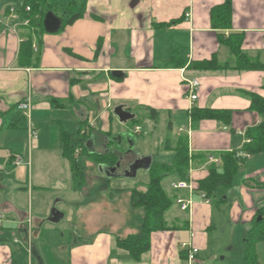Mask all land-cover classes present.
<instances>
[{
    "label": "crops",
    "instance_id": "obj_1",
    "mask_svg": "<svg viewBox=\"0 0 264 264\" xmlns=\"http://www.w3.org/2000/svg\"><path fill=\"white\" fill-rule=\"evenodd\" d=\"M224 2L90 0L83 18L50 34L26 25L22 13L10 11L21 8L24 0H0V214L4 217L0 264H189L183 244L199 250L193 264H212L211 258L202 259L201 254L210 249V232L217 228L214 205L219 209L228 204L233 236L226 248L229 253L235 251L242 264L251 222L264 206V185H258L264 184V153L250 157L241 167L236 175L241 179L238 187L219 190L210 203L201 199L199 184L209 176L211 166L222 165L221 154L241 151L249 141L247 129L262 122L250 109L247 94L264 97V71L233 69L236 58L220 35L244 34L243 52L252 61H264V0H232V29L214 30L211 10ZM28 39L31 51L24 55L21 47ZM213 57L229 69L194 67L195 62ZM192 80L199 82L194 102L189 98ZM26 100L31 102L30 123L38 131L34 129L37 138L32 146L28 121L18 108ZM119 106L138 114L140 123L123 124L115 113ZM195 108L230 110L232 122L228 126L216 120L195 121ZM152 110L158 113V121L154 120L158 128L161 120L168 121L171 132L178 126L180 134L170 133L172 139L188 135L190 155H215L220 161L213 163L208 157L202 162L198 157L190 163L189 179L196 189L189 211H182L175 201L189 199V192L174 190L177 180L167 177L168 188L165 184L164 188L174 200L166 215L168 229L154 232L150 250L135 261L117 247L119 239L139 232L143 218L141 214L133 219L131 195L124 213L112 204L123 195L122 180L111 190L113 178L99 170L104 186L98 189L112 205L91 206L94 199L86 186L93 181L91 174H74L64 145L67 141L74 146L80 130L91 127L93 138L86 148L89 153H101V136L108 135L114 121L121 126L112 137L131 130L139 138L143 117L153 119ZM74 116L78 120L69 132L66 128ZM53 146H59L58 153ZM161 148L162 144L155 150L172 153ZM152 152L142 154L149 157ZM15 156L23 158L18 167L12 164ZM66 166L69 174H63ZM92 224L100 229L90 231ZM261 245H257L259 263ZM212 257L218 259V255Z\"/></svg>",
    "mask_w": 264,
    "mask_h": 264
},
{
    "label": "trees",
    "instance_id": "obj_2",
    "mask_svg": "<svg viewBox=\"0 0 264 264\" xmlns=\"http://www.w3.org/2000/svg\"><path fill=\"white\" fill-rule=\"evenodd\" d=\"M78 6L76 0H71L66 7L62 5L61 0H24V4L19 9V14L31 19V26L38 27L42 32H46L44 27L45 16L48 12H53L63 22L62 27L72 25L85 15V8ZM31 9L30 13L25 12V8ZM233 4L232 0H225L219 6L211 10V22L214 30L228 31L233 26ZM221 42L226 45L232 55L236 58L237 64L233 68L240 71L262 70L264 71V61H252L245 52H243L244 34L232 33L229 36L220 35ZM22 54H28L31 51V40L22 44ZM194 67L203 71H217L229 69V66H222L215 57L210 60L195 62ZM251 101L250 109L257 112L262 117V122L246 131V137L249 139L241 149L246 156L239 157L237 151L221 154L222 165L211 166L209 176L200 182L199 190L204 192L211 199L222 189H230L233 186L234 178L247 160L255 155L264 153V97L259 94H247ZM153 111V120L158 121V113ZM232 111L218 109H198L192 111L193 120H216L230 125L232 122ZM132 126L139 124L138 119L130 121ZM170 127V124H169ZM171 129V128H170ZM171 130L168 129V133ZM111 136V134H108ZM80 141L74 146L66 141L64 145V156L69 160L72 171L76 176H80L83 171L80 170L78 158L75 157V150L82 146L87 155L98 159L97 164H105L112 168L117 163V155L114 153L106 154L104 157L98 156V153H89L86 148V138L89 135H80ZM164 151H170L174 154L173 161L168 163L153 162L148 171V185L146 191L133 190L131 192L130 203L134 209L143 211L142 223L139 232L125 239L117 241V247L129 253L135 260L139 261L141 257L150 250L151 235L154 232L168 229L166 215L174 204L172 196L164 188V179L172 177L177 181L189 180L190 163L197 161L201 157L202 162H207L209 155L193 156L190 155L188 135H180L176 140L167 134L164 142ZM260 187L264 184L259 183ZM176 201V200H175ZM264 241V206L259 208L251 222L250 230L245 239L244 257L242 264H260L257 252V245Z\"/></svg>",
    "mask_w": 264,
    "mask_h": 264
},
{
    "label": "rangeland",
    "instance_id": "obj_3",
    "mask_svg": "<svg viewBox=\"0 0 264 264\" xmlns=\"http://www.w3.org/2000/svg\"><path fill=\"white\" fill-rule=\"evenodd\" d=\"M62 1V5L64 7L67 6V4L71 1V0H61ZM77 3L80 4V6H82V1L84 4V8L85 7H89L90 4H88V2L90 0H76ZM98 4V2H94V4H92L96 9H98V6L96 5ZM87 11V10H85ZM135 118L140 116L138 114H135ZM146 115L150 116L149 114L146 113ZM144 118V122L142 121L141 124V129H142V135L141 137H137L136 140V144L134 147V151L139 154L141 157H145L143 156V154H148L147 151H152L154 150V153L152 152L151 154H149L154 162H164V163H168L170 164L173 161V157L174 154L173 153H163V152H157L155 149L160 148L161 144L164 148V142L166 139V136L168 134V121L166 120L165 122H163L161 120L160 124V128H158L155 124H154V120L148 117H143ZM78 118L76 116L72 117V122H71V126H68L66 128V130L68 129L69 132L74 130V124L77 122ZM165 120V119H163ZM28 121V120H26ZM81 123V121L79 122V124ZM79 124L77 126H79ZM128 126H132L131 122L127 123ZM126 124V125H127ZM81 126V125H80ZM121 125L119 123H116L115 121L112 123V130L109 129L108 134L114 135L116 133V130L118 131L119 127ZM134 126H136V124H134ZM153 126V131L151 132ZM33 127L35 128V126L33 125ZM87 127V126H86ZM118 127V128H117ZM117 128V129H116ZM36 129V128H35ZM121 129H125L124 126H122ZM57 130V129H56ZM37 131V129H36ZM92 132L94 130H91ZM126 132V131H125ZM129 132V131H127ZM38 133V131H37ZM100 132H97V134H99ZM171 133V136H176L179 135L180 133H178V126L175 125V128ZM77 135L78 134V130H77ZM54 139V137H53ZM126 143V142H125ZM127 143L124 144L122 146L123 149L127 148ZM32 146V145H31ZM147 146V147H146ZM33 147H31L32 149ZM53 152L58 153L59 151V146L55 147L53 146ZM114 148V146H112V149ZM163 148H161V151H164ZM80 155H79V159H78V163L80 165V170L83 172L88 174H91V178L93 179V181L91 182H87L86 180H84V183H86V186H88L90 188V193L91 196H93V201L90 203L91 206H94L95 208L99 207V204L104 203L105 206H108L109 204H111V201L108 198L104 196L103 192L99 191L98 187L100 186L103 187L104 185L102 184V177L101 175H99V170L100 167L97 164V160L96 158H91L87 155L86 151L84 150V148L82 146H80ZM100 150V149H99ZM156 151V152H155ZM143 153V154H142ZM84 158L83 162L80 161V158ZM128 159H132L130 157H128ZM71 171L69 170V167H65L63 168V174H69ZM101 179V181L97 180L99 178ZM97 178V179H95ZM122 178V179H120ZM108 180V179H106ZM121 181V187H123V195H121L120 197H118L116 200H113L112 204H116L120 206V209L122 210V212L124 213V209H126L127 203L129 201L130 195H131V191L135 188L139 191H146L147 189V185H148V181H149V177H148V172L146 170H139L137 173L136 177H132V178H127V177H117L116 179H110V189L114 190L116 187L120 186V181ZM240 177L236 176V178L234 179V183H233V187H238L240 184L239 182ZM169 180L167 179V177L164 179V184H165V188H168L167 183ZM55 182H59V180H55ZM77 179H75V184L77 186ZM247 183V181L245 182ZM97 187V188H96ZM111 204V205H112ZM128 207V206H127ZM214 208H216V219H217V228L216 230H212L210 232V249L208 251H204L201 254V258L202 259H209L211 258V262L212 264H238L239 262V256L236 255L235 251L234 252H230L227 251V246L229 245L230 241L232 240V236H233V222L230 220L229 217V204L226 207H222L217 209V206L214 205ZM134 212H136L133 216L135 218H137L139 216V218H141V214L143 215V211L139 210V209H133ZM29 217V216H28ZM102 224V223H100ZM95 225V226H94ZM100 229L99 224H92L90 231L96 230L97 228ZM77 229V228H76ZM107 229L111 230L112 226L107 225ZM236 229V228H235ZM238 234V233H237ZM238 239H237V244L236 247L238 246ZM263 246V251L262 249L260 250V263L264 264V242H262ZM261 248V247H260ZM234 253V254H232ZM226 254H228V258L222 259L224 256H226ZM213 255H218V259H215L214 257H212Z\"/></svg>",
    "mask_w": 264,
    "mask_h": 264
},
{
    "label": "built area",
    "instance_id": "obj_4",
    "mask_svg": "<svg viewBox=\"0 0 264 264\" xmlns=\"http://www.w3.org/2000/svg\"><path fill=\"white\" fill-rule=\"evenodd\" d=\"M19 9L20 8H16V7H12L10 9V11L13 13H18L19 12ZM25 12L26 13H30L31 12V9L29 7L25 8ZM188 16V14H187ZM31 23V19L30 18H27L25 20V24L26 25H30ZM199 86V82L198 80H192L191 82H189V98L190 100H192V102L196 101L198 99V94L196 93V89L197 87ZM20 112L22 113V115L28 120V124H29V127H28V132H29V143H30V146L33 145V141L37 138V133L36 131L34 130L35 128L31 125L30 123V112H31V102L28 100L22 102L19 104L18 106ZM138 129V128H137ZM181 132L182 131H185V129H181L180 130ZM80 155V149L77 148L75 150V157L78 158ZM239 157H245L246 155L239 151L238 154H237ZM209 160L213 163H219V158L216 157L215 155H210L209 156ZM23 162V158L22 156H15L13 158V161H12V164L14 167H18L22 164ZM172 188L174 190H187L190 194V198L189 199H185V198H182V197H178L176 199V203L180 206V209L182 211H189L191 208H192V205H193V200H192V195L195 191V186L193 185V183L191 182V180H187V181H177V182H174L172 184ZM200 197L203 201H205L206 203H210V199L206 196V194L204 192H202L200 194ZM4 223V217L2 214H0V227L3 225ZM15 242H18L17 239H15ZM183 247L184 248H187L188 251H189V256H188V262L189 264H193L195 262V259H196V256L198 255L199 253V250L195 247L192 246V244H183Z\"/></svg>",
    "mask_w": 264,
    "mask_h": 264
},
{
    "label": "water",
    "instance_id": "obj_5",
    "mask_svg": "<svg viewBox=\"0 0 264 264\" xmlns=\"http://www.w3.org/2000/svg\"><path fill=\"white\" fill-rule=\"evenodd\" d=\"M63 22L62 20L56 16L53 12H48L45 16L44 20V27L47 33L53 34L57 33ZM119 73V72H116ZM116 115L120 118V121L125 124L129 121L135 119V115L131 112H127L123 109L122 106H119L115 109ZM136 136L131 132H120L115 137L112 138V141L117 143L119 146L126 142L128 144V149L133 150L136 144ZM152 163V157H141L139 160H137L133 165H131L129 170H126L124 172V177L132 178L136 177L139 170H147L149 171L150 166ZM121 161L119 160L117 164L110 168L106 165H99L100 170L104 171L107 177L109 178H115L118 177V171L120 169Z\"/></svg>",
    "mask_w": 264,
    "mask_h": 264
},
{
    "label": "flooded vegetation",
    "instance_id": "obj_6",
    "mask_svg": "<svg viewBox=\"0 0 264 264\" xmlns=\"http://www.w3.org/2000/svg\"><path fill=\"white\" fill-rule=\"evenodd\" d=\"M83 130L81 129L79 134L80 135H89V138H86V143H88V141L93 138L91 135V130H93V129L91 127L89 129V127H87L86 129L83 128ZM130 132H132V131L130 130ZM101 137H102V140L104 141L103 142L104 148H103L101 153H98V156L104 157L106 154H109V153H114L115 155H117V158H118L117 162L119 160L121 161L120 169H119L117 174H118V177H122L124 175V172L126 170H129L131 165H133V163H135L137 160H139L141 158V156L139 154H137L134 151V149L129 150L128 145H127L126 149H123L122 146L124 144H126L125 142H123L120 146L117 143L113 142L112 141V138H113L112 135L111 136L110 135H102ZM80 138L81 137L78 138V141L81 140ZM112 146H114L113 149H112ZM128 157H130L132 159H128ZM102 165H105V164H102Z\"/></svg>",
    "mask_w": 264,
    "mask_h": 264
}]
</instances>
